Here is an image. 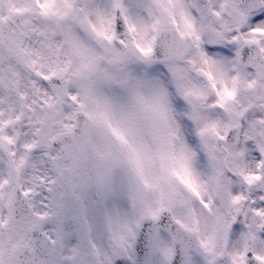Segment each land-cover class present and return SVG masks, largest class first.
Listing matches in <instances>:
<instances>
[{
    "label": "snow or ice",
    "instance_id": "obj_1",
    "mask_svg": "<svg viewBox=\"0 0 264 264\" xmlns=\"http://www.w3.org/2000/svg\"><path fill=\"white\" fill-rule=\"evenodd\" d=\"M0 264H264V0H0Z\"/></svg>",
    "mask_w": 264,
    "mask_h": 264
}]
</instances>
